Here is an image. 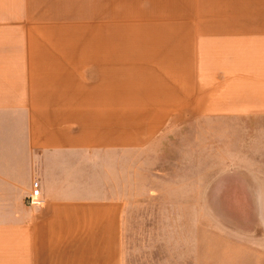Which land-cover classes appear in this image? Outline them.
I'll use <instances>...</instances> for the list:
<instances>
[{"label":"crops","instance_id":"crops-1","mask_svg":"<svg viewBox=\"0 0 264 264\" xmlns=\"http://www.w3.org/2000/svg\"><path fill=\"white\" fill-rule=\"evenodd\" d=\"M125 1L84 25L77 0H0V264H133L116 188L132 153L173 118L264 119V0H227L213 25Z\"/></svg>","mask_w":264,"mask_h":264},{"label":"rangeland","instance_id":"rangeland-1","mask_svg":"<svg viewBox=\"0 0 264 264\" xmlns=\"http://www.w3.org/2000/svg\"><path fill=\"white\" fill-rule=\"evenodd\" d=\"M77 1L84 25L93 13L116 9L117 20L128 14L125 0ZM175 2L211 16L196 25H213L214 15L238 8L227 0ZM120 174L127 261L242 264L248 253L254 257L247 264H264V119L214 111L173 118Z\"/></svg>","mask_w":264,"mask_h":264},{"label":"built area","instance_id":"built-area-1","mask_svg":"<svg viewBox=\"0 0 264 264\" xmlns=\"http://www.w3.org/2000/svg\"><path fill=\"white\" fill-rule=\"evenodd\" d=\"M27 201L30 205H37L41 203V200L39 199V184L36 180L32 184V191Z\"/></svg>","mask_w":264,"mask_h":264}]
</instances>
